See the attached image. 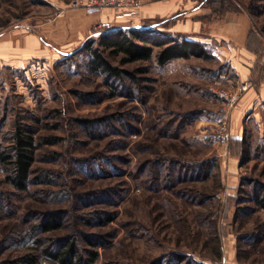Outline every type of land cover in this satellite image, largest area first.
Masks as SVG:
<instances>
[{
	"label": "rangeland",
	"instance_id": "rangeland-1",
	"mask_svg": "<svg viewBox=\"0 0 264 264\" xmlns=\"http://www.w3.org/2000/svg\"><path fill=\"white\" fill-rule=\"evenodd\" d=\"M72 2L0 0V151L18 126L35 139L27 191L8 183L0 163V262L34 252L30 236L40 254L74 233L83 256L98 250L95 264H264V210L253 200L264 184V136L230 143L218 116L229 66L212 55L122 63L100 43L118 27L182 37L173 29L200 25L202 36L245 11L264 59V0ZM164 2L168 17L147 15ZM97 47L131 74L95 70ZM202 163L207 174L193 168ZM58 208L70 211L65 225L32 235L39 216ZM96 211L113 218L98 223ZM32 264L62 263L42 253Z\"/></svg>",
	"mask_w": 264,
	"mask_h": 264
},
{
	"label": "trees",
	"instance_id": "trees-1",
	"mask_svg": "<svg viewBox=\"0 0 264 264\" xmlns=\"http://www.w3.org/2000/svg\"><path fill=\"white\" fill-rule=\"evenodd\" d=\"M110 52L121 54L122 63L136 61H150L155 58L159 65H166L178 59L208 58L211 56L207 46L197 40L188 39L186 37H176L168 35H160L150 31L111 29L109 32L103 33L100 41ZM158 50L155 51V48ZM93 56L92 67L95 70L103 71L110 77L119 78L123 74H131L130 71L113 66L112 63L103 54L101 48H92ZM34 135L23 126H18L14 132L12 143L0 151V163L8 170V183L16 190L24 192L28 190L29 184L32 181L33 163L35 156ZM205 163L197 167L201 173L207 174L208 168ZM196 171V169H194ZM185 176L190 175V171L185 169ZM169 178L166 176V181ZM255 196L254 203L264 210V184L257 183L254 187ZM59 194L67 196L65 191ZM94 196V192H90L85 196L79 194V199ZM6 198V196L4 197ZM70 211L66 208H58L43 212L39 219L31 227L32 235L51 232L62 228L67 220ZM94 218L98 223L105 224L112 220L113 216L105 211H96ZM30 235V234H29ZM20 234H17V237ZM30 238V239H29ZM27 242L33 243L34 252L26 254L20 258L1 261L0 264H32L37 261L40 254H45L50 259L59 261L62 264H95L99 258L98 250H90L88 257L83 256L76 243L75 234H70L59 239L58 244L53 249L46 248L40 254L39 245L41 240H31V236ZM84 238L93 245H98V242L92 241L91 236L85 234ZM157 264H163L162 260L156 261Z\"/></svg>",
	"mask_w": 264,
	"mask_h": 264
},
{
	"label": "crops",
	"instance_id": "crops-1",
	"mask_svg": "<svg viewBox=\"0 0 264 264\" xmlns=\"http://www.w3.org/2000/svg\"><path fill=\"white\" fill-rule=\"evenodd\" d=\"M173 8L168 2L151 5L148 16L163 15L168 17ZM200 25L193 31L191 27L184 29L177 27L175 32L182 31L183 37L204 43L211 55L227 64L232 77L227 79L229 89L240 92V97L233 105L224 108L219 119H226V130L230 143L242 144L251 133L264 136V59L251 46L253 21L245 11L229 13L223 21L212 25L210 33L198 35ZM184 29V30H183ZM194 34V35H192ZM21 52V51H20ZM246 85L245 89H242ZM222 103H225L223 99ZM254 121L257 128H250Z\"/></svg>",
	"mask_w": 264,
	"mask_h": 264
},
{
	"label": "built area",
	"instance_id": "built-area-1",
	"mask_svg": "<svg viewBox=\"0 0 264 264\" xmlns=\"http://www.w3.org/2000/svg\"><path fill=\"white\" fill-rule=\"evenodd\" d=\"M95 3H97L95 1ZM73 5H79L80 4V0H73L72 2ZM246 85L243 86L242 89H245ZM219 96L228 104V105H233L234 103L237 102V100L240 97V92L239 91H234L231 89H227V90H223Z\"/></svg>",
	"mask_w": 264,
	"mask_h": 264
},
{
	"label": "water",
	"instance_id": "water-1",
	"mask_svg": "<svg viewBox=\"0 0 264 264\" xmlns=\"http://www.w3.org/2000/svg\"><path fill=\"white\" fill-rule=\"evenodd\" d=\"M114 29H122V27L114 28Z\"/></svg>",
	"mask_w": 264,
	"mask_h": 264
}]
</instances>
